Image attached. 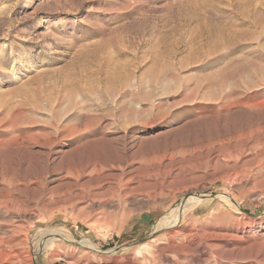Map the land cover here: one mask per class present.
Listing matches in <instances>:
<instances>
[{
    "label": "rangeland",
    "instance_id": "obj_1",
    "mask_svg": "<svg viewBox=\"0 0 264 264\" xmlns=\"http://www.w3.org/2000/svg\"><path fill=\"white\" fill-rule=\"evenodd\" d=\"M0 264H264V0H0Z\"/></svg>",
    "mask_w": 264,
    "mask_h": 264
},
{
    "label": "bare ground",
    "instance_id": "obj_2",
    "mask_svg": "<svg viewBox=\"0 0 264 264\" xmlns=\"http://www.w3.org/2000/svg\"><path fill=\"white\" fill-rule=\"evenodd\" d=\"M199 200H200V195H192L191 197H189L188 200H185L179 207L175 208V214H173V216L170 215V217L167 218V216L164 215L165 217L162 218L163 220L159 219V222L157 221L158 223L156 224V227H155L157 231H160L161 229L170 227L174 225L175 223H177L179 221L178 215H181L190 204L197 202ZM66 234L67 233H65L63 229L52 227V228H47V229H43L39 231L37 234V238L36 237L35 238H36V241H43L44 243L50 242L56 239H61L66 242L68 241L75 242V243L80 244L81 246L92 248L89 244L83 242L82 240H74L73 238H71L70 236Z\"/></svg>",
    "mask_w": 264,
    "mask_h": 264
},
{
    "label": "water",
    "instance_id": "obj_3",
    "mask_svg": "<svg viewBox=\"0 0 264 264\" xmlns=\"http://www.w3.org/2000/svg\"><path fill=\"white\" fill-rule=\"evenodd\" d=\"M203 197H205V196H202V195H200V198H203ZM183 202V201H182ZM235 202V201H234ZM236 203V202H235Z\"/></svg>",
    "mask_w": 264,
    "mask_h": 264
}]
</instances>
